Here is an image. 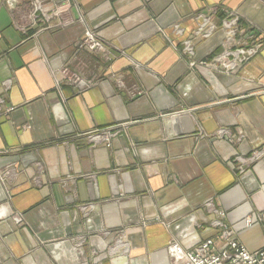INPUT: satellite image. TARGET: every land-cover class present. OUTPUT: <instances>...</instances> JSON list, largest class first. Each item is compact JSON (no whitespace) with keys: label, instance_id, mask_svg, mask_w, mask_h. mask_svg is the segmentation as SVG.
I'll use <instances>...</instances> for the list:
<instances>
[{"label":"crops","instance_id":"obj_1","mask_svg":"<svg viewBox=\"0 0 264 264\" xmlns=\"http://www.w3.org/2000/svg\"><path fill=\"white\" fill-rule=\"evenodd\" d=\"M228 13L264 38V0H0V264H181L216 211L263 245L264 45L227 69Z\"/></svg>","mask_w":264,"mask_h":264},{"label":"built area","instance_id":"obj_2","mask_svg":"<svg viewBox=\"0 0 264 264\" xmlns=\"http://www.w3.org/2000/svg\"><path fill=\"white\" fill-rule=\"evenodd\" d=\"M15 0H5L8 5H12ZM55 14L58 13V8L54 11ZM51 14V13H49ZM45 19L49 18L43 12L40 5L35 4L33 8V17ZM51 16V15H50ZM204 21L200 26L194 31V38L187 39L184 47L189 51L193 49L192 43L197 37H207L213 26L210 25V28L207 26L208 18L203 17ZM209 25V24H208ZM223 30L225 32V41L230 43L234 41L235 35H240L241 38L236 39L237 49L234 51V62L231 64H226L227 69H234L239 64L249 61L254 57L261 47L264 45V39L260 35L255 34H245L243 29L239 26V18L233 13H228L223 20ZM239 32V33H237ZM79 47L84 46L90 50H99L102 48V43L90 29L84 32V36L80 41ZM231 53L228 52V54ZM65 72V71H64ZM71 82L77 86H84V82L78 77L70 78ZM112 133L109 130H95L89 133L88 137L93 140L103 139L104 141L109 142ZM219 219L214 221L216 227H218L217 235L214 238H208L191 250L184 251L177 243H171V249L177 257H181L183 262L181 264H264V242L263 245L255 251L247 250L235 237L234 231L226 224L220 217H223V211H216ZM17 221H20V218H17ZM246 227L252 225L251 219L247 218L245 220Z\"/></svg>","mask_w":264,"mask_h":264},{"label":"rangeland","instance_id":"obj_3","mask_svg":"<svg viewBox=\"0 0 264 264\" xmlns=\"http://www.w3.org/2000/svg\"><path fill=\"white\" fill-rule=\"evenodd\" d=\"M5 3H6V2H5ZM6 4H7V3H6ZM7 5H8V4H7ZM8 6H10V5H8ZM239 26H240V28L243 29V26H241L240 23H239ZM243 32H244L245 34H248V33L250 32V34H255V35L258 36V34L255 33V32H252V30L249 31L248 29H247V30L245 29ZM237 33H239V32H237ZM234 37H235L234 39H239V38H241V36H240L239 34H238V35H235ZM263 39H264V38H263ZM184 45H185V43H183V46H184ZM183 46H182V47H183Z\"/></svg>","mask_w":264,"mask_h":264}]
</instances>
